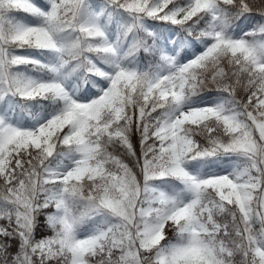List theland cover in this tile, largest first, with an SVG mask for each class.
<instances>
[{
	"label": "snow or ice",
	"instance_id": "snow-or-ice-1",
	"mask_svg": "<svg viewBox=\"0 0 264 264\" xmlns=\"http://www.w3.org/2000/svg\"><path fill=\"white\" fill-rule=\"evenodd\" d=\"M0 264H264V0H0Z\"/></svg>",
	"mask_w": 264,
	"mask_h": 264
}]
</instances>
